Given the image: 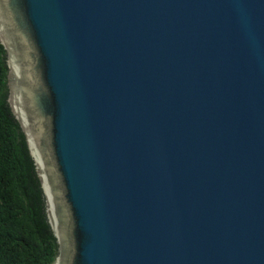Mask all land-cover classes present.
Instances as JSON below:
<instances>
[{"label":"water","instance_id":"1","mask_svg":"<svg viewBox=\"0 0 264 264\" xmlns=\"http://www.w3.org/2000/svg\"><path fill=\"white\" fill-rule=\"evenodd\" d=\"M0 43L50 264H264V0H0Z\"/></svg>","mask_w":264,"mask_h":264},{"label":"trees","instance_id":"2","mask_svg":"<svg viewBox=\"0 0 264 264\" xmlns=\"http://www.w3.org/2000/svg\"><path fill=\"white\" fill-rule=\"evenodd\" d=\"M7 74L0 43V264H50L57 238L24 132L8 102Z\"/></svg>","mask_w":264,"mask_h":264}]
</instances>
